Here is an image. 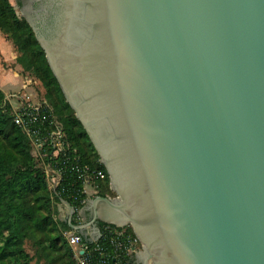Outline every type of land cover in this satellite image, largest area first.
<instances>
[{
  "label": "water",
  "instance_id": "95a60500",
  "mask_svg": "<svg viewBox=\"0 0 264 264\" xmlns=\"http://www.w3.org/2000/svg\"><path fill=\"white\" fill-rule=\"evenodd\" d=\"M25 20L139 264H264V0H38ZM82 253V251H79Z\"/></svg>",
  "mask_w": 264,
  "mask_h": 264
},
{
  "label": "trees",
  "instance_id": "16d2710c",
  "mask_svg": "<svg viewBox=\"0 0 264 264\" xmlns=\"http://www.w3.org/2000/svg\"><path fill=\"white\" fill-rule=\"evenodd\" d=\"M0 29L7 32L19 50L16 61L41 81L54 114L61 120L64 138L79 154L80 161L105 172V177L97 182L96 194L111 193L107 173L82 125L65 101L31 27L24 18L17 16L8 0H0ZM11 115V106L0 89V264H32V260L38 262L41 257L45 263L52 264L55 260L50 258L52 251H62L60 257L66 259L65 264H78L62 233L63 229L71 228L65 218L58 216L56 202H68L73 207L71 221L79 223V210L87 199V194L81 192V180L69 169V163H63V158L52 153L47 144L41 146L44 155H36L29 138L13 124ZM46 161L52 165L57 161L63 166L57 194L49 186L44 170ZM97 225L100 236L96 243L101 245H108V229L123 228L134 235L128 225L117 227L101 220H97ZM71 230L79 233L84 243L93 244L88 235ZM26 240H32L36 245L33 254L26 250ZM108 250L111 252L110 248ZM109 260L112 261V257ZM130 264L139 263L131 258Z\"/></svg>",
  "mask_w": 264,
  "mask_h": 264
},
{
  "label": "built area",
  "instance_id": "2783aa9c",
  "mask_svg": "<svg viewBox=\"0 0 264 264\" xmlns=\"http://www.w3.org/2000/svg\"><path fill=\"white\" fill-rule=\"evenodd\" d=\"M11 106L12 122L20 128L29 138L36 155L42 157L41 146L45 143L51 147L52 153H57L63 158V163H69V169L74 171L76 178L81 180V192L87 194V186L96 192L97 182L105 177V172L88 163L80 161L79 154L70 147L64 138L61 121L54 114L50 104L44 100L30 101L26 96L12 92L5 96ZM44 162V170L50 188L55 194L63 173L62 165ZM60 163V162H59ZM63 235L72 248L73 255L78 264H130L134 252L140 247L135 235L126 232L123 228H112L107 231L108 245L96 243L88 245L81 239V235L71 229H63ZM111 252H109V248ZM82 251L80 253L79 251ZM112 257V261L109 258Z\"/></svg>",
  "mask_w": 264,
  "mask_h": 264
},
{
  "label": "rangeland",
  "instance_id": "374dc122",
  "mask_svg": "<svg viewBox=\"0 0 264 264\" xmlns=\"http://www.w3.org/2000/svg\"><path fill=\"white\" fill-rule=\"evenodd\" d=\"M8 1L15 9L17 16L22 18L20 16V12L18 8H16L15 6L14 0H8ZM7 35L8 34L6 31L0 29V47H1L0 48V73L6 76V80H5L6 85L3 88L7 90V92L3 91L4 99H5V96L8 95L9 93L18 92L19 95H23V96L25 95L26 98H28L32 102L37 101L42 98L50 104L51 103L50 98L46 96L45 88L42 85L41 81L32 73L31 70L23 68L16 61V57L19 55V50L14 45L11 37ZM1 50L3 51L1 52ZM88 190H90V192L89 193L87 192L88 193L87 198L95 194V192L91 193L93 188H91L90 186H87V191ZM107 195L113 196L114 194L113 192H111ZM56 207L58 209V216L61 217L62 219L64 218L66 219L68 207H66L65 202L64 203L63 201L56 202ZM85 211H87V213H84L83 208L79 210V212L81 213L80 222L84 220H88L91 216L88 210H85ZM25 248L30 254H33L36 248V245L33 243L32 240H26ZM61 253L62 251H52L49 253L50 258L55 259L52 262V264H65L66 259L64 257H63V260L61 259L60 257ZM32 264H47V263H45L44 258L41 257V259L38 262L35 259L32 260Z\"/></svg>",
  "mask_w": 264,
  "mask_h": 264
},
{
  "label": "flooded vegetation",
  "instance_id": "af4514ba",
  "mask_svg": "<svg viewBox=\"0 0 264 264\" xmlns=\"http://www.w3.org/2000/svg\"><path fill=\"white\" fill-rule=\"evenodd\" d=\"M14 3L20 12V16L24 19L27 15H35V11L39 7L38 0H14Z\"/></svg>",
  "mask_w": 264,
  "mask_h": 264
},
{
  "label": "crops",
  "instance_id": "0c3cea01",
  "mask_svg": "<svg viewBox=\"0 0 264 264\" xmlns=\"http://www.w3.org/2000/svg\"><path fill=\"white\" fill-rule=\"evenodd\" d=\"M1 48V47H0ZM3 50H1V52H2ZM11 77V76H10ZM12 78V77H11ZM5 80H6V76H4V74H2V73H0V89L2 90V91H4V92H7V90H5L3 87L6 85V83H5ZM14 80V79H13ZM16 81H17V79H16ZM91 190V189H90ZM90 190H88V193L90 192ZM94 192V190H92L91 191V193H93ZM87 193V194H88ZM96 193V192H95ZM64 203V202H63ZM67 207V206H66Z\"/></svg>",
  "mask_w": 264,
  "mask_h": 264
}]
</instances>
